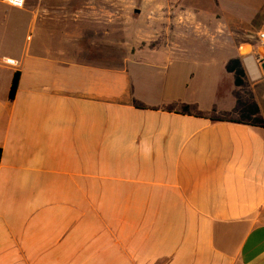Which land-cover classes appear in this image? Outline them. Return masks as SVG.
<instances>
[{"label": "crops", "instance_id": "obj_1", "mask_svg": "<svg viewBox=\"0 0 264 264\" xmlns=\"http://www.w3.org/2000/svg\"><path fill=\"white\" fill-rule=\"evenodd\" d=\"M113 5L136 14L117 64L79 45ZM0 30V264H264V127L210 119L244 90L264 121V0H0Z\"/></svg>", "mask_w": 264, "mask_h": 264}, {"label": "rangeland", "instance_id": "obj_2", "mask_svg": "<svg viewBox=\"0 0 264 264\" xmlns=\"http://www.w3.org/2000/svg\"><path fill=\"white\" fill-rule=\"evenodd\" d=\"M124 6L128 8L127 4H124ZM115 8L116 6L113 5V8L110 11L101 10V11H93V12H81V14H83L84 16L83 19H84L86 26L84 28H81L84 30V36H81L79 45L81 49L85 50L84 54H87L88 52L90 54H95V55H97L98 53L99 54H111L112 58L110 60L100 59V61H110L111 63L117 64L118 62L122 61L123 56L127 55V51L125 49H121V47H119V42H116L117 40L121 38L122 39L126 38V37L123 38L125 34L123 33L121 29V25L125 24L126 21L128 25H130V20L134 19L136 17V14H135V11L131 9L124 10V9H115ZM4 9L6 10L7 12L6 14L8 15V17H11V18L21 17L19 16L20 12L17 11L16 9H11L5 6H4ZM228 13L231 14L230 12ZM109 24L112 25L111 26V38H112L111 44L109 45L108 43L106 44L100 43L98 46H95V43H90L93 40L104 42L103 41L104 39L103 25H109ZM97 25H99L100 28H98ZM105 28L109 29L108 27H105ZM127 36H128L127 39H130L132 36V31L129 30L127 32ZM38 38H39V35H38L37 27L32 26L31 28H28V29L25 28V30H23L22 32L17 31L15 33V42L12 45L8 46L7 44L6 46L11 47L10 48L11 51H15L16 49L18 50L20 49V47H23L28 44L34 45L38 41ZM87 43L90 44L89 47L86 46ZM201 51L204 52L206 50L201 48ZM231 53L232 52H230V48L227 46V44H225L224 59L226 57H233L234 55H231ZM155 58L160 59L161 61H163V63H165V59H166L165 56L156 55ZM208 62H209V59H208ZM129 64H132V63H129ZM143 66H146V65H143ZM202 69L203 68L201 67V65L193 64V70L196 72V74L194 78L192 79V83H191L189 93H188L190 94L191 98L201 99L200 97H202V95L205 94L204 91L202 92V86H201L203 82V78L202 76H200V75H203L201 73ZM218 70H219V67H218ZM229 88H230V84L228 81L225 80L224 89H222L221 94H224V93L227 94ZM242 92L243 93H241L239 98L243 101V98H246V97L244 95L245 94L244 90H242ZM221 115L222 114L214 115L213 117L221 116ZM227 117L231 119L238 118L237 114L233 112L229 113Z\"/></svg>", "mask_w": 264, "mask_h": 264}, {"label": "trees", "instance_id": "obj_3", "mask_svg": "<svg viewBox=\"0 0 264 264\" xmlns=\"http://www.w3.org/2000/svg\"><path fill=\"white\" fill-rule=\"evenodd\" d=\"M226 71L233 74L234 85L236 87H240V88L244 87L245 74L239 59L236 58L229 60L226 64ZM18 81H19V72L15 71L13 73L9 88V93H8L9 99L14 98L15 93L17 91ZM247 97H248L247 101H242L239 98V95L236 94V106L232 112L237 114L238 116L237 119L228 118L227 117L228 114H222L221 116H215V117L212 116L210 119L213 121H233L238 124L263 128L264 121L260 116L259 108L257 104L255 103L251 93L248 92ZM135 106L138 108H143L142 105L136 103ZM181 109L183 113L189 112V107L187 105L182 106Z\"/></svg>", "mask_w": 264, "mask_h": 264}, {"label": "built area", "instance_id": "obj_4", "mask_svg": "<svg viewBox=\"0 0 264 264\" xmlns=\"http://www.w3.org/2000/svg\"><path fill=\"white\" fill-rule=\"evenodd\" d=\"M6 5L13 7V8H17V9H22L24 6V0H2ZM259 39L262 41L263 43V47H264V33H260L259 34ZM8 64H12L13 61L11 60H7L6 61Z\"/></svg>", "mask_w": 264, "mask_h": 264}, {"label": "water", "instance_id": "obj_5", "mask_svg": "<svg viewBox=\"0 0 264 264\" xmlns=\"http://www.w3.org/2000/svg\"><path fill=\"white\" fill-rule=\"evenodd\" d=\"M261 69L264 72V62L261 63Z\"/></svg>", "mask_w": 264, "mask_h": 264}]
</instances>
